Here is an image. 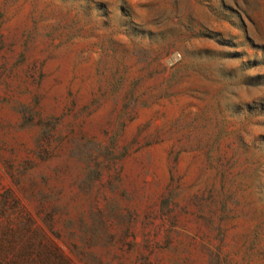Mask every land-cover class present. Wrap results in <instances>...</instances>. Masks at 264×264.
I'll use <instances>...</instances> for the list:
<instances>
[{"label": "rangeland", "instance_id": "1", "mask_svg": "<svg viewBox=\"0 0 264 264\" xmlns=\"http://www.w3.org/2000/svg\"><path fill=\"white\" fill-rule=\"evenodd\" d=\"M0 264H264V0H0Z\"/></svg>", "mask_w": 264, "mask_h": 264}]
</instances>
